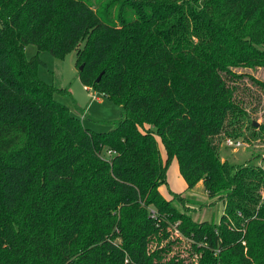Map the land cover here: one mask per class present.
<instances>
[{
  "label": "trees",
  "instance_id": "obj_1",
  "mask_svg": "<svg viewBox=\"0 0 264 264\" xmlns=\"http://www.w3.org/2000/svg\"><path fill=\"white\" fill-rule=\"evenodd\" d=\"M41 51L122 107L108 131L57 100ZM239 67H264V0H0V264H264V169L219 154ZM172 158L218 222L162 196Z\"/></svg>",
  "mask_w": 264,
  "mask_h": 264
},
{
  "label": "rangeland",
  "instance_id": "obj_2",
  "mask_svg": "<svg viewBox=\"0 0 264 264\" xmlns=\"http://www.w3.org/2000/svg\"><path fill=\"white\" fill-rule=\"evenodd\" d=\"M36 53L35 45L29 44L25 47L27 58ZM39 56L43 61L38 67L39 77L70 92V97L59 94L55 97L66 104L72 114L79 116L84 126L97 132L108 131L111 128L109 122L120 118L121 106L97 92V99L93 98L95 91L90 88L86 90L83 86L78 77L74 51L63 59H57L47 51H41ZM233 71L240 76L235 82L228 80V83L236 88L234 96L242 112L230 118L232 124L228 121L227 131L218 137L220 159L234 165L250 163L264 169V136L258 133L264 124V67H239ZM254 123H257V126H254ZM235 134L240 135L233 136ZM156 138L160 153L166 161L164 146L159 137ZM227 139L238 140L241 145L229 147L226 144ZM159 191L180 211L191 214L197 221L218 222L223 212V199L207 196L201 182L187 190L186 183L179 174L176 158L168 161L166 182L159 186ZM180 193L183 195L181 201L174 198L175 194ZM261 196L264 198V189L261 190Z\"/></svg>",
  "mask_w": 264,
  "mask_h": 264
},
{
  "label": "built area",
  "instance_id": "obj_3",
  "mask_svg": "<svg viewBox=\"0 0 264 264\" xmlns=\"http://www.w3.org/2000/svg\"><path fill=\"white\" fill-rule=\"evenodd\" d=\"M93 98L97 99L96 92L94 93ZM226 144H227L229 147H230V146H231V147H239V146L241 145V142L238 141V140L227 139ZM178 224H179V222H176V223L174 224V229H175V227H176ZM174 235H178V230H177V229H175V231H174Z\"/></svg>",
  "mask_w": 264,
  "mask_h": 264
},
{
  "label": "water",
  "instance_id": "obj_4",
  "mask_svg": "<svg viewBox=\"0 0 264 264\" xmlns=\"http://www.w3.org/2000/svg\"><path fill=\"white\" fill-rule=\"evenodd\" d=\"M81 68H82V65L79 67V69H81ZM100 76H101V74L97 77V80H99ZM254 126H257V123H254Z\"/></svg>",
  "mask_w": 264,
  "mask_h": 264
},
{
  "label": "crops",
  "instance_id": "obj_5",
  "mask_svg": "<svg viewBox=\"0 0 264 264\" xmlns=\"http://www.w3.org/2000/svg\"><path fill=\"white\" fill-rule=\"evenodd\" d=\"M85 88H86V90H89V88H88V87H86V86H85Z\"/></svg>",
  "mask_w": 264,
  "mask_h": 264
}]
</instances>
